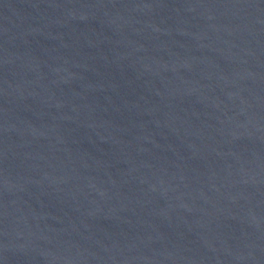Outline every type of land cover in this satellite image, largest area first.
Masks as SVG:
<instances>
[{
  "label": "water",
  "instance_id": "water-1",
  "mask_svg": "<svg viewBox=\"0 0 264 264\" xmlns=\"http://www.w3.org/2000/svg\"><path fill=\"white\" fill-rule=\"evenodd\" d=\"M0 264H264V0H0Z\"/></svg>",
  "mask_w": 264,
  "mask_h": 264
}]
</instances>
